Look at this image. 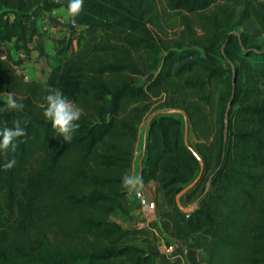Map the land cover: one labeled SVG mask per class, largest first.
Masks as SVG:
<instances>
[{
	"label": "trees",
	"instance_id": "1",
	"mask_svg": "<svg viewBox=\"0 0 264 264\" xmlns=\"http://www.w3.org/2000/svg\"><path fill=\"white\" fill-rule=\"evenodd\" d=\"M67 3L0 0V128L25 129L14 152L0 149V264H153L139 243L148 231L110 217L126 201L139 124L167 109L184 113L194 144L180 112L157 113L139 175L157 183L170 234L205 264H264V0H84L68 16L79 29L61 40L77 32L75 49L46 80L28 79L17 66L44 54L34 13ZM168 11L181 14L170 35ZM55 89L81 112L70 141L43 115ZM9 92L22 107L7 108ZM192 150L203 170L184 212L175 195L199 173Z\"/></svg>",
	"mask_w": 264,
	"mask_h": 264
},
{
	"label": "crops",
	"instance_id": "2",
	"mask_svg": "<svg viewBox=\"0 0 264 264\" xmlns=\"http://www.w3.org/2000/svg\"><path fill=\"white\" fill-rule=\"evenodd\" d=\"M62 9L67 14H69L65 7L61 6L58 8H48L43 10H37L34 13L35 25L40 29V24L46 20L55 23L56 18L53 17V13H59ZM63 13V12H62ZM43 15H46L43 17ZM53 29V28H52ZM42 32V31H41ZM62 38V37H61ZM41 39L44 47V54L39 55L37 50H32L30 52L29 58H25L22 63L17 66V70L23 73L28 79H35L38 75L42 73V67L38 63L39 58H49L51 50L49 48L50 40L46 39L45 33L41 34ZM64 39V38H63ZM67 39V37L65 38ZM62 40V39H61ZM5 45L9 48L12 57L16 60L24 58V50L19 49L15 51L12 49V43L7 42ZM38 57V58H37ZM34 62V63H32ZM56 61L50 63L49 65L55 64ZM45 72V71H44ZM50 72V66H49ZM49 75V74H48ZM48 77V76H47ZM148 121V120H147ZM147 125V122H146ZM145 125V129H146ZM145 129L143 136L142 149L139 154H136V147L139 142V132L137 140L135 143L134 156L132 160V165L129 170V175L140 174L141 168L145 164V149L143 148ZM139 131V130H138ZM140 188L143 189L145 195L155 201L154 209H149L146 206L139 204L138 200L134 197L133 193L126 192V201L120 206L112 215L111 219L124 228H143L148 231V234L139 240L146 251L153 255V264H164L165 260L168 261H180V264H205V257L203 252L200 250L185 247L184 242L176 241L170 234L171 221L167 216L169 207L157 188V183L150 180L143 184ZM163 235H168L172 237V240L163 238ZM172 244V248L168 249L167 246Z\"/></svg>",
	"mask_w": 264,
	"mask_h": 264
},
{
	"label": "clouds",
	"instance_id": "3",
	"mask_svg": "<svg viewBox=\"0 0 264 264\" xmlns=\"http://www.w3.org/2000/svg\"><path fill=\"white\" fill-rule=\"evenodd\" d=\"M84 0H68L67 13L70 16L77 15L83 6ZM7 104L10 108L22 107L9 92L7 96ZM46 120L50 121L51 127L54 129L56 136L62 137L63 141H70L72 133L79 127L81 112L74 102L63 94L60 89H55L46 95V106L43 111ZM25 129L16 122L14 127L0 128V149L14 152L16 148L15 139L23 135ZM15 158L8 160L3 165L10 168L15 164ZM143 177L138 174L122 175L121 185L126 188L129 193L138 192L143 185Z\"/></svg>",
	"mask_w": 264,
	"mask_h": 264
},
{
	"label": "rangeland",
	"instance_id": "4",
	"mask_svg": "<svg viewBox=\"0 0 264 264\" xmlns=\"http://www.w3.org/2000/svg\"><path fill=\"white\" fill-rule=\"evenodd\" d=\"M63 12V13H62ZM46 15H43V17H45ZM53 17L56 18L55 23L52 25L51 22H49V20L47 21L45 18L46 22H43L42 24H40V29L42 31V33H45V37L46 39L50 40L49 42V48L52 51L51 54H49V58L45 59V58H39L37 59L38 63H40V67H42V73L40 75H38L37 77H35V79L38 80H46L48 74H49V64L52 63L53 61H57V59H59V57L67 55L70 51H72L73 49H75L76 47V38L78 37V33H75V38L72 40L71 43L68 44H61V39H65L66 37L69 36V34H71L73 31H69V29L67 27H65V21L67 19V14L64 11V9H62L59 13H53ZM166 19H167V26H166V31L167 34H172L173 31L177 30L180 26V18H181V14L179 12L176 11H168L166 12L165 15ZM192 19L195 20V16L191 17ZM53 28V29H52ZM242 29V28H241ZM62 37V38H61ZM258 37L255 39L254 44L255 45H259L258 43ZM259 39H264V32L262 34H260ZM38 58V57H37ZM34 63V62H32ZM45 71V72H44ZM154 73H149L147 76L144 77H140L138 78V81H148L149 79H151L153 77ZM0 99H6V95L5 93H0ZM9 106L7 105V108ZM177 114V112H176ZM148 119L144 120L142 123L139 124L138 126V132H139V142L137 144L136 147V154L138 155L139 152L142 149V143H143V136H144V129H145V125ZM187 138L189 140L190 144H194V138L193 135L190 131V129H188L187 131ZM15 223V218L12 217H8L7 220L5 221V226H11Z\"/></svg>",
	"mask_w": 264,
	"mask_h": 264
},
{
	"label": "water",
	"instance_id": "5",
	"mask_svg": "<svg viewBox=\"0 0 264 264\" xmlns=\"http://www.w3.org/2000/svg\"><path fill=\"white\" fill-rule=\"evenodd\" d=\"M176 113V112H180L183 116V119H184V136H183V140H184V143L186 145H188V138H187V131H188V121H187V118L185 117L184 113L180 110H176V109H167V110H162V111H157L155 113H153L148 121H147V125H146V129H145V138H144V144H143V148L145 149V145H146V136H147V129H148V125H149V122L151 120V118L156 115L157 113ZM189 146V145H188ZM192 153L193 155L197 158L198 162H199V165H200V170H199V173L197 174V176L190 182L188 183L186 186H184L182 189H180L176 195H175V203L177 205V207L179 209H181L182 211L184 212H188V211H191L193 209V206L192 205H188V206H183L180 202V197L185 193L187 192L190 188L193 187V185L196 183V181L198 180L202 170H203V162L201 160V158L198 156V154L192 150Z\"/></svg>",
	"mask_w": 264,
	"mask_h": 264
},
{
	"label": "built area",
	"instance_id": "6",
	"mask_svg": "<svg viewBox=\"0 0 264 264\" xmlns=\"http://www.w3.org/2000/svg\"><path fill=\"white\" fill-rule=\"evenodd\" d=\"M65 27H68L69 29H79L78 24L72 20L67 18L65 21ZM134 197L138 200L139 204L142 206H146L149 209H154L155 207V201L153 199L148 198L143 189L139 188L138 192H133ZM163 238L172 240L173 238L168 235H163ZM168 249L172 248V244L167 246Z\"/></svg>",
	"mask_w": 264,
	"mask_h": 264
}]
</instances>
